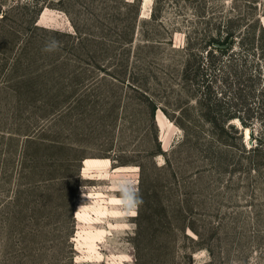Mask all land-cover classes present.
Masks as SVG:
<instances>
[{
	"label": "rangeland",
	"instance_id": "obj_1",
	"mask_svg": "<svg viewBox=\"0 0 264 264\" xmlns=\"http://www.w3.org/2000/svg\"><path fill=\"white\" fill-rule=\"evenodd\" d=\"M131 1L0 0V264H264V167L189 141L203 18ZM212 1L264 28V0Z\"/></svg>",
	"mask_w": 264,
	"mask_h": 264
},
{
	"label": "trees",
	"instance_id": "obj_2",
	"mask_svg": "<svg viewBox=\"0 0 264 264\" xmlns=\"http://www.w3.org/2000/svg\"><path fill=\"white\" fill-rule=\"evenodd\" d=\"M159 1L153 0L149 19H156ZM189 1L193 3V17L203 18L204 23L200 32L189 29V96L194 99V104L189 106V122L191 117L202 122L209 136L206 139L195 124L189 127V141L191 135L195 149L203 152L213 164L221 162L220 145L235 147L246 156L235 157L234 163L240 166L246 163L248 172L257 171L264 167V137H256L254 143L246 147L242 133L248 128L251 137L255 131L264 134V28L257 17L245 18L236 6L216 5L212 0ZM50 2L52 0H32L34 25ZM140 2L132 0L128 4L139 6ZM1 14L3 17L4 11ZM155 108L153 103V112ZM233 119H237L241 127L231 122ZM228 129L240 139L239 147L223 137Z\"/></svg>",
	"mask_w": 264,
	"mask_h": 264
},
{
	"label": "bare ground",
	"instance_id": "obj_3",
	"mask_svg": "<svg viewBox=\"0 0 264 264\" xmlns=\"http://www.w3.org/2000/svg\"><path fill=\"white\" fill-rule=\"evenodd\" d=\"M245 134L247 135L248 134V130L246 129V131H245Z\"/></svg>",
	"mask_w": 264,
	"mask_h": 264
},
{
	"label": "clouds",
	"instance_id": "obj_4",
	"mask_svg": "<svg viewBox=\"0 0 264 264\" xmlns=\"http://www.w3.org/2000/svg\"><path fill=\"white\" fill-rule=\"evenodd\" d=\"M46 50H50V49H46Z\"/></svg>",
	"mask_w": 264,
	"mask_h": 264
}]
</instances>
